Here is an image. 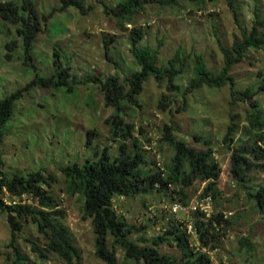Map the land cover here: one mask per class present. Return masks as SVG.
Instances as JSON below:
<instances>
[{"label":"rangeland","instance_id":"1","mask_svg":"<svg viewBox=\"0 0 264 264\" xmlns=\"http://www.w3.org/2000/svg\"><path fill=\"white\" fill-rule=\"evenodd\" d=\"M34 1L41 13L50 16L42 23L43 31L30 49L18 31L20 23L0 16V99L17 95L14 116L6 124L0 145L4 161L0 170L8 176L38 169L45 171L49 182L45 188L58 201L57 209L63 211V216L55 220L69 227L81 253L80 264L107 263L96 256V233L91 220L84 218L83 199L66 192L60 166L83 163L95 150L105 147L117 154L118 142L111 137L106 122L114 108L105 104L100 82L92 77L101 76L104 81L116 75L122 80L138 68L130 50V31L134 25L146 31L141 44L160 46V64H168L178 48L188 55L187 69L175 81L179 89H169L168 80L159 82L151 76L137 95V103L124 101V117L133 124L134 134L143 139L150 166L168 173L167 166L175 149L162 140L166 125L172 127L177 140L198 150L212 148L222 164L219 180L222 195L207 207L209 212L221 207L233 220L218 248L209 251L213 264H264V215L248 194L264 185V168L249 172L246 182L236 181L231 173L233 150L252 143L244 129L248 118L256 113L264 121V48H250L242 61L232 67L229 73L232 81L227 84L204 85L184 93L193 76L195 55L202 54L209 69L218 74L225 64L221 45L232 48L236 40L242 39L243 31L253 30L256 20L264 18V0L156 1L147 4L131 23L118 19L113 12L125 0H82L83 10L73 6L61 10L60 0ZM259 29L264 32L262 27ZM56 54L68 67L70 81L81 79L82 82L51 87L33 83L39 77L57 75L60 69L53 62ZM248 89L252 98L246 97ZM164 97L171 101L167 100L166 108H159ZM233 122L239 128L228 145L224 137ZM90 129H95L97 134L87 146ZM195 135L201 139L196 140ZM205 184L184 188L185 196L177 185L169 194L153 192L115 198V207L129 223L142 227L130 238L140 246L150 245L171 221L193 218L190 210L172 213L168 206L173 201L184 204L186 200L185 205L193 207L200 200ZM0 196L9 203L6 190ZM23 198V202L38 206L37 200L25 195ZM190 226L188 222L189 231ZM191 232L190 245L197 248L199 241L195 232ZM11 240L7 213L0 209V264L11 263L9 257L14 252ZM33 242L48 254L46 258L39 256ZM16 245L30 264H67L59 255L47 251L46 240L31 219L24 221ZM158 249L175 258L183 256L174 241L159 244ZM116 255L121 264H144L126 258L121 248Z\"/></svg>","mask_w":264,"mask_h":264},{"label":"trees","instance_id":"2","mask_svg":"<svg viewBox=\"0 0 264 264\" xmlns=\"http://www.w3.org/2000/svg\"><path fill=\"white\" fill-rule=\"evenodd\" d=\"M156 1L163 2V0H125L119 3L117 8H113V12L118 19L131 23L136 21V14L147 4ZM60 2L61 10L72 6L84 9L82 0H60ZM0 16L6 21L20 23L18 31L25 45L30 49L43 31L42 23H46L50 15L41 13L34 0H0ZM259 27L264 29V18L256 20L250 33L243 31L242 39L236 40L232 48L221 45L225 64L218 74H213L204 56L197 53L193 76L184 93L204 85L221 87L229 80L232 81L229 73L234 65L242 61L247 51L252 47L264 48V32L262 33ZM145 35L146 31L141 26L134 25L130 31V50L138 65L130 75L124 76L122 80L116 75H110L104 81L101 76L92 77L93 81L100 82L99 87L103 92L105 104L114 108V112L106 122L109 124L111 137L118 142L117 154H112L109 147H105L100 151L95 150L83 163L75 162L60 166L65 177V190L69 195L78 194L83 199L84 218L91 220L96 233V256L107 264H121L116 255L118 248L125 251L126 258L138 263L213 264L209 251L218 248L226 235L227 228L233 222L221 207L213 209L210 215L198 208L191 212L193 218L189 221L173 220L163 234L153 238L150 245L142 246L130 238L142 227L129 223L115 208V198L121 196L131 198L153 192L169 194L177 185L181 186L180 194L184 196L186 195L184 188L202 182L206 184L200 199L210 197L212 202H217L222 195L219 187L222 164L215 157L212 148L198 150L191 147L186 142L177 140L172 127L166 125L162 140L167 141L175 149V154L167 166L168 173L161 169L155 170L150 166L148 149L143 148V139L134 134L133 124L124 117V101L137 103V95L151 76L159 82L168 80V88L176 90L180 87L175 81L187 69L188 55L182 48L177 49L168 64H160V46L152 48L141 44ZM8 46L10 47L9 44ZM108 47L106 42V49ZM107 56L109 57L108 53ZM53 62L60 69L57 75L35 79L33 83L36 86L51 87L68 82L73 84L82 82L81 79L70 81L68 67L62 63L59 55H55ZM84 82H88L86 78ZM245 94L247 98L253 96L251 89ZM16 98L17 95L14 94L0 99V145L5 137L6 124L14 116ZM167 100L171 101L169 97H164L159 103V108H166ZM241 100L245 101L242 97ZM261 118L256 113L248 118V125L244 129L252 143L233 150L231 173L238 182H246L249 179L248 173L252 170L264 168V121ZM238 128L234 122L228 126L224 137L225 143L230 145L234 141ZM96 134L95 129L88 130L87 146L93 143ZM194 138L201 139L199 135H195ZM147 140L150 142V138ZM3 162V154L0 151V164ZM45 184L49 182L42 169L28 174L16 172L12 176L0 170V194L6 190L10 200L9 203H5L4 198L0 196V209L7 213L12 231L11 244L14 252L9 257L10 264H30L16 245L17 234L22 230L27 219L32 220L38 232L45 238L48 252L59 255L67 264H80L81 253L75 246L69 227L55 220L58 216H63V211L57 209L58 201L49 189L45 188ZM248 194L251 199L256 200V206L264 215V185ZM24 195L26 198L37 200L38 206L23 202ZM183 202L187 204L188 201ZM188 222H191L192 231L199 241L197 248L190 245V237L193 233L188 229ZM110 238H112L111 243H109ZM246 240L250 245L249 239ZM167 241H174L177 244L183 253L180 259L159 251L158 245ZM33 247L39 252L40 257L48 256L36 242H33Z\"/></svg>","mask_w":264,"mask_h":264},{"label":"built area","instance_id":"3","mask_svg":"<svg viewBox=\"0 0 264 264\" xmlns=\"http://www.w3.org/2000/svg\"><path fill=\"white\" fill-rule=\"evenodd\" d=\"M210 202H211L210 197H204L201 198L199 201H197L195 205H191L193 207H190L189 205H185L179 201H174L168 206V210L172 213L186 212L187 210H190L189 211L190 213L200 208L201 210L205 211L207 215H210L211 212H209V207H207V204L209 206Z\"/></svg>","mask_w":264,"mask_h":264},{"label":"clouds","instance_id":"4","mask_svg":"<svg viewBox=\"0 0 264 264\" xmlns=\"http://www.w3.org/2000/svg\"><path fill=\"white\" fill-rule=\"evenodd\" d=\"M118 198H125V197H122V196H121V197H118ZM118 198H117V199H118ZM117 199H116V200H117ZM116 200H115V202H116ZM115 202H114V203H115ZM115 208H116V207H115ZM191 231H192V225H191Z\"/></svg>","mask_w":264,"mask_h":264}]
</instances>
